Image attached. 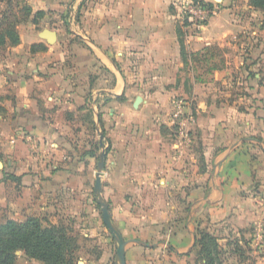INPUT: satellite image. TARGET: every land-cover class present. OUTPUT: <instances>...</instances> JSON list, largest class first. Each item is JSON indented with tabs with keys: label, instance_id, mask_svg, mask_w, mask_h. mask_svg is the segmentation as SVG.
Wrapping results in <instances>:
<instances>
[{
	"label": "crops",
	"instance_id": "crops-1",
	"mask_svg": "<svg viewBox=\"0 0 264 264\" xmlns=\"http://www.w3.org/2000/svg\"><path fill=\"white\" fill-rule=\"evenodd\" d=\"M190 2L29 1L0 48V225L65 223L87 247L76 264H120L101 199L126 264H203L197 230L241 245L247 223L264 264L263 30L234 0H204L196 26Z\"/></svg>",
	"mask_w": 264,
	"mask_h": 264
},
{
	"label": "trees",
	"instance_id": "trees-1",
	"mask_svg": "<svg viewBox=\"0 0 264 264\" xmlns=\"http://www.w3.org/2000/svg\"><path fill=\"white\" fill-rule=\"evenodd\" d=\"M249 4L264 10V0H249ZM37 14V13H36ZM18 35L11 23H0V46L17 44ZM198 258L203 264H223L225 250L217 237L205 229L196 233ZM236 247L239 248L238 243ZM79 239L65 223H43L37 216H27L23 221L6 220L0 225V264H17V251L42 264H76Z\"/></svg>",
	"mask_w": 264,
	"mask_h": 264
},
{
	"label": "rangeland",
	"instance_id": "rangeland-1",
	"mask_svg": "<svg viewBox=\"0 0 264 264\" xmlns=\"http://www.w3.org/2000/svg\"><path fill=\"white\" fill-rule=\"evenodd\" d=\"M29 1L30 0H0V23H11L14 30L16 27V24L26 18L30 12V7H29ZM236 1V3H238V5L242 6V8H240V18L241 16L243 18H245L244 15H246V18H250L252 19L251 23L253 24V26L255 28L257 27H261L263 30V35H264V10H256L255 12H253V14H248V11H245L246 8H244V3H246L247 0H234ZM249 1V0H248ZM32 4L34 5L35 3H37V0H31ZM188 9H186L183 12V17L185 19H187V21L189 19H192L194 21V23L197 25H202L206 19L214 14L215 9H210V13L206 12L205 10L208 9L207 4L204 3V0H192V2H190L188 4ZM205 8V10H204ZM213 11V13H211ZM64 12H62V14H64ZM50 17V16H49ZM48 18V17H47ZM48 20L50 21V18H48ZM254 21V22H253ZM55 22V21H54ZM54 29L59 28V26H54ZM245 29L242 31L243 35L245 33ZM11 45L9 42L5 43L4 45ZM3 45V46H4ZM3 46H0L3 47ZM203 69V68H202ZM179 98V97H176ZM254 223H247L246 226L243 228L244 229V234L242 238V244L239 245V248L236 247L237 242L234 240L233 236H226L224 241L222 242V244L225 245L224 248L227 247V249L225 250L224 254L222 255L224 263L223 264H231L234 258H237L238 260H241L243 262H245V264H252L251 260H252V256L250 255L251 251L249 250V245H248V241L250 240V235L253 232L254 228L253 226ZM71 227V226H70ZM204 229V228H203ZM224 233V232H223ZM218 236L221 235V233H217ZM77 239H79L77 237ZM79 244L81 246V243L79 241ZM92 245V242H89L88 245ZM94 244V243H93ZM86 249L87 247L83 246V248L77 249L76 251V258L80 257V256H84L86 254ZM23 260L19 259L17 260V264H21Z\"/></svg>",
	"mask_w": 264,
	"mask_h": 264
},
{
	"label": "water",
	"instance_id": "water-1",
	"mask_svg": "<svg viewBox=\"0 0 264 264\" xmlns=\"http://www.w3.org/2000/svg\"><path fill=\"white\" fill-rule=\"evenodd\" d=\"M42 37L45 38L47 41L52 42L55 39V33L50 30H44L42 32ZM139 99H140L139 97L136 98L135 104L139 101ZM99 135H100L99 146L101 150L98 155L97 172H96L95 183H94V192L97 195H99L100 193V186H101L100 175H101L102 169L104 168V157H105V151L103 149V143H102V133H99ZM98 203L101 206L100 210H101L103 224L110 231V233L112 234V236L116 239L118 243L117 249H116V257L119 260L120 264H126L125 258H124L125 241L122 240L120 233L111 223L110 215L108 213L106 203L103 202L101 199H98Z\"/></svg>",
	"mask_w": 264,
	"mask_h": 264
},
{
	"label": "built area",
	"instance_id": "built-area-1",
	"mask_svg": "<svg viewBox=\"0 0 264 264\" xmlns=\"http://www.w3.org/2000/svg\"><path fill=\"white\" fill-rule=\"evenodd\" d=\"M204 10H205V8H204ZM210 9H206L205 11L206 12H208V13H210V11H209ZM211 13H213V11L211 12Z\"/></svg>",
	"mask_w": 264,
	"mask_h": 264
}]
</instances>
